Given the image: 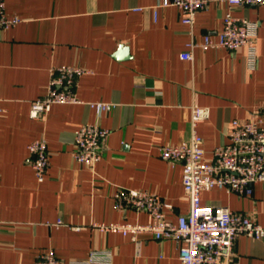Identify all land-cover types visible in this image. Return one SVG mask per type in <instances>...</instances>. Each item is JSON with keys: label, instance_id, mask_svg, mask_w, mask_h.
<instances>
[{"label": "crops", "instance_id": "0c3cea01", "mask_svg": "<svg viewBox=\"0 0 264 264\" xmlns=\"http://www.w3.org/2000/svg\"><path fill=\"white\" fill-rule=\"evenodd\" d=\"M157 2L5 0L6 13L20 21L0 30V264H34L50 248L65 264L86 259L93 249L112 254L110 263L96 264H180L172 239L141 232L134 240L91 225L148 221L144 211L116 209L121 187L155 193L172 205L166 215L174 221L189 211L182 165L162 159L160 147L189 139L192 106H205L210 115L198 131L210 158L229 141L232 120L249 118L264 103V5L232 10L259 22L257 64L250 68L245 47L197 46L193 59L181 57L191 40L201 43L205 33L221 31L228 10L223 0H209L193 29L177 7H160L155 15ZM118 50L127 56H116ZM63 65L85 68L77 83L84 102L55 104L31 117L32 101L47 93L52 69ZM92 101L114 107L98 117ZM95 121L110 134L102 158L89 167L72 153L75 131ZM40 137L51 164L41 181L28 150ZM201 201L248 212L264 226V181L254 184L251 196L212 189ZM225 264H264V236L239 235Z\"/></svg>", "mask_w": 264, "mask_h": 264}, {"label": "built area", "instance_id": "2783aa9c", "mask_svg": "<svg viewBox=\"0 0 264 264\" xmlns=\"http://www.w3.org/2000/svg\"><path fill=\"white\" fill-rule=\"evenodd\" d=\"M227 12L223 17L220 32H207L204 40H191L188 49L181 53L183 59H193L194 48L200 46L225 48L235 52L246 49L250 68L257 64V33L259 22L244 16H235L234 7L264 5V0H223ZM209 0H158L153 7H177L182 23L193 29L198 11L205 9ZM141 9V8H138ZM20 21L17 14L6 13L5 0H0V30ZM85 71L81 65H63L52 69V77L47 93L31 104L30 116L39 118L55 104L82 103L77 95L79 76ZM97 116L110 112L114 104L105 101L88 102ZM3 108L0 106V114ZM210 109L193 105L191 109V135L181 143L164 144L160 147L162 159L175 165H182V183L190 207L187 213L179 214L176 220L167 217L166 210L171 204L147 190L121 187L114 195L115 207L126 211H144L149 219L139 222H95L91 226L100 232H120L136 239L141 232L150 233L155 239H172L179 248L180 264H225L234 254L236 238L245 234L255 239L264 236V226L250 213L234 211L228 206L204 205L201 193L212 189H223L242 196H251L253 186L264 181V103L259 104L247 119L231 122L229 141L216 146L210 158L205 157L203 137L198 131V123L208 118ZM110 129L99 121L87 122L75 131L73 158L80 164L94 167L102 158L104 144ZM31 165L36 177L41 181L50 169V154L47 140L37 138L28 144ZM61 221H58L60 223ZM80 229L81 226H74ZM112 254L107 250L93 249L86 259L76 264L110 263ZM34 264H65L50 248L37 255Z\"/></svg>", "mask_w": 264, "mask_h": 264}, {"label": "water", "instance_id": "95a60500", "mask_svg": "<svg viewBox=\"0 0 264 264\" xmlns=\"http://www.w3.org/2000/svg\"><path fill=\"white\" fill-rule=\"evenodd\" d=\"M116 56L120 57V58H124L127 56V52L126 51H121V50H118L116 52Z\"/></svg>", "mask_w": 264, "mask_h": 264}]
</instances>
